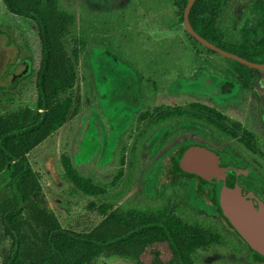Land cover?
I'll list each match as a JSON object with an SVG mask.
<instances>
[{
	"label": "flooded vegetation",
	"instance_id": "flooded-vegetation-1",
	"mask_svg": "<svg viewBox=\"0 0 264 264\" xmlns=\"http://www.w3.org/2000/svg\"><path fill=\"white\" fill-rule=\"evenodd\" d=\"M98 16L101 26L83 44L86 64L96 47L100 66L99 73L87 66L88 100L75 162L103 169L116 160L117 181L128 161L126 181L133 170L147 171L141 184L151 187L145 192L140 187L149 206L135 202L136 207H168L174 220L204 224L217 240L195 249L194 264H256L211 206H186L192 179L181 178L172 159L184 148L204 146L222 168L234 171L224 180L227 186L264 202V0H100ZM189 28L260 67L206 48ZM128 79L137 82L129 91L133 106L123 99L115 107L100 102L117 86L120 98L130 99ZM122 111L127 119L119 132Z\"/></svg>",
	"mask_w": 264,
	"mask_h": 264
},
{
	"label": "trees",
	"instance_id": "trees-1",
	"mask_svg": "<svg viewBox=\"0 0 264 264\" xmlns=\"http://www.w3.org/2000/svg\"><path fill=\"white\" fill-rule=\"evenodd\" d=\"M51 1L58 16L64 14L71 19L68 25L75 22L76 19L60 6L59 0ZM1 2L12 16L34 22L40 45V61L35 75L36 108H20L0 117V174L10 168L8 182L0 187V264H92L98 258L146 264L141 261L143 253L153 255L148 264H194L195 249L217 240L204 224L174 220L170 216L172 210L168 207L152 209L121 205L114 208L110 202L99 205L89 202L86 209L96 213L98 218L93 223L83 222L82 230H74L63 227L55 213L41 203L44 199L42 188L27 155L62 128L69 119L81 113L80 100L66 97L49 104L46 91L47 76L53 72L61 79L66 68L61 47L51 36L53 32L57 37L61 16H49L45 12L46 18L40 8L31 7L30 0ZM98 14L86 13L87 21H81L78 32L77 27L73 31L70 42L75 43L78 37L81 43L79 53L83 52L85 34L96 32L102 24ZM65 32L66 27L61 38ZM68 43L62 46L68 47ZM55 49H59L58 53ZM97 50L93 47L87 65L93 73H99L97 57L100 52ZM71 51V65L74 69L78 55L75 49ZM60 164L65 178L77 189L85 192H90V189L91 195L102 194L101 190L97 193L93 185L86 181L84 183L77 176L73 168L78 165L77 161L70 163L62 157ZM192 182L194 180L188 182L187 186L193 192L191 200L205 204L206 190H196ZM118 196L115 194L113 197ZM189 203L186 206H195ZM200 208L208 210L207 207ZM163 245H167L171 255L167 261L161 259L159 246Z\"/></svg>",
	"mask_w": 264,
	"mask_h": 264
},
{
	"label": "rangeland",
	"instance_id": "rangeland-1",
	"mask_svg": "<svg viewBox=\"0 0 264 264\" xmlns=\"http://www.w3.org/2000/svg\"><path fill=\"white\" fill-rule=\"evenodd\" d=\"M30 1L32 2L31 7L40 8L46 18L47 14L45 12H47L49 16H53V14L57 17L61 16L60 22L58 23L57 37L53 32L51 36L61 47L62 53L65 57V59L62 60L66 62V68L62 72V76L64 75L63 78L60 79L58 77L59 75L52 72L49 77L47 76L45 79L49 104L62 101L66 97H69L72 100L78 98L80 100L81 112L77 115L76 122L75 118L69 119L62 128L53 133L41 145L27 155L29 164L36 174L42 188L44 199L41 203L55 213V216L63 227L74 230H82L83 228L81 225L83 222L93 223L94 220L98 218L96 213L90 212L86 209L89 202H94L96 205L110 202L113 204L114 208L120 207L121 205L130 207L135 205V202L138 205L149 206V204L141 199L142 191L140 187L143 184H141V182L145 180L148 172L143 171L141 174L136 175L133 170L131 173L133 179L128 175L129 179L126 181L129 161L126 163V166L121 169L123 177L118 181L115 178L119 171V165L116 160L106 168L101 167L103 169L95 167L92 163H90V165L87 163L74 165L73 168L77 176L81 177L84 183L86 181L93 185L94 191L97 193L101 190L102 194L100 195H91L90 189V192L77 189L65 178L63 167L60 164V159L62 157L68 159L70 163H73L75 158L74 155L79 150V143L81 141L80 136L76 137V135L78 127L81 129L83 126V109L88 100L86 97L88 84V78L86 77L88 71L86 54L84 52H78V49L80 50L81 48V43L78 41V37L75 38L77 40L75 43L70 42V40L75 27H77L78 32V28L82 25L81 21H87L86 13H99L100 0H59L61 4L60 6L63 7V10H66L72 15L71 17L76 19L75 22H71L70 25L68 24L71 19L68 16H65L64 14L58 16V14H56L55 6L51 0ZM78 18L81 20H78ZM52 27L53 25H51V29ZM65 27V35L61 38ZM85 35L86 39H88V34ZM66 42H70L68 43V47L62 46L65 45L64 43ZM74 49L78 56L77 65H75L73 69V66L71 65V50ZM58 50L59 49L56 50V53H58ZM39 61L40 45L34 22L28 19L12 16L6 11L0 0V117L20 108H36L37 95L35 90V75L39 67ZM126 81L129 87L125 91L126 93H129V91H132V88L136 86L137 82L134 79H128ZM133 96V93L130 92L128 94L130 99L120 98V89L117 86L111 93L106 95V97H102L100 102H105L109 107H115L113 106L114 101L117 100L120 102V100L123 99L125 105H132L134 104L133 100H131V97ZM135 100L137 99L135 98ZM120 114V122L122 126L116 129V131L119 132L125 127L127 119L125 112L122 111ZM78 124L80 125L78 126ZM80 133L78 132V135H80ZM79 155L80 152L78 151L76 157H79ZM9 173L10 168H6L5 171L0 174V187L8 182ZM114 181L116 183H114ZM124 181L126 188L123 185ZM144 184L145 185H142V188L145 192L149 190L151 183L146 181ZM123 189L125 191L121 193V190ZM192 193L191 188H188L187 203L190 202V205H195L197 208H200V206L205 208L204 205L191 200ZM115 194H119L118 198L113 197ZM110 196L112 199L108 198ZM167 248V245L159 246V250L162 254L161 259L163 261H167L170 258ZM211 252H215V250ZM152 256V254L143 253L141 261L148 264L152 260ZM92 264L134 263L122 260H106L104 258H98Z\"/></svg>",
	"mask_w": 264,
	"mask_h": 264
},
{
	"label": "water",
	"instance_id": "water-1",
	"mask_svg": "<svg viewBox=\"0 0 264 264\" xmlns=\"http://www.w3.org/2000/svg\"><path fill=\"white\" fill-rule=\"evenodd\" d=\"M188 30L206 48L245 65L260 67L217 49L190 28ZM172 163L181 178L192 179L199 185L210 187L206 192L207 205L220 216L224 227L245 244L252 261L264 264V202H258L251 193L242 192L236 185L231 188L227 186L224 180L231 177L234 171L222 168L218 156L204 146L180 150Z\"/></svg>",
	"mask_w": 264,
	"mask_h": 264
}]
</instances>
